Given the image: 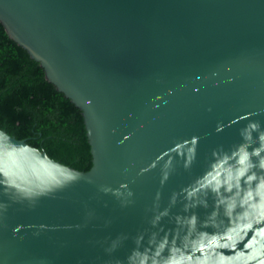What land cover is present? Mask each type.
<instances>
[{"label": "water", "instance_id": "1", "mask_svg": "<svg viewBox=\"0 0 264 264\" xmlns=\"http://www.w3.org/2000/svg\"><path fill=\"white\" fill-rule=\"evenodd\" d=\"M0 21L81 108L93 155L80 171L0 128V264H139L165 238L264 264V202L234 189L202 225L224 153L264 126V0H0Z\"/></svg>", "mask_w": 264, "mask_h": 264}, {"label": "trees", "instance_id": "2", "mask_svg": "<svg viewBox=\"0 0 264 264\" xmlns=\"http://www.w3.org/2000/svg\"><path fill=\"white\" fill-rule=\"evenodd\" d=\"M0 128L68 166L89 171L91 144L83 111L46 76L0 21Z\"/></svg>", "mask_w": 264, "mask_h": 264}, {"label": "clouds", "instance_id": "3", "mask_svg": "<svg viewBox=\"0 0 264 264\" xmlns=\"http://www.w3.org/2000/svg\"><path fill=\"white\" fill-rule=\"evenodd\" d=\"M219 130V129H218ZM242 143L227 153H224L225 159H231L234 168L231 172H221V179L214 182L211 188L213 194L212 210L208 213V218L202 222L204 228L209 227V221L219 217L222 213L228 215L234 211V205L228 204L227 201L231 196L235 195L236 191H246V194L251 197L253 203L261 204L264 202V126L259 121H255L246 125L240 132ZM192 158H195V138H192ZM13 146L16 145L14 142ZM218 153L214 152V156ZM234 181V182H233ZM7 177L0 178V184H5ZM204 208L209 207L207 197L201 202ZM197 205H193L196 207ZM186 212L188 208L186 207ZM197 216L193 212L187 218V223L190 226H195ZM179 237L173 239L175 244ZM211 252V250H210ZM214 255V253H212ZM139 264H216L211 258H204L201 252L195 259H192L190 252L177 255L173 249L168 248V240L164 239L163 243L152 242L151 247L146 248L142 253V259Z\"/></svg>", "mask_w": 264, "mask_h": 264}]
</instances>
